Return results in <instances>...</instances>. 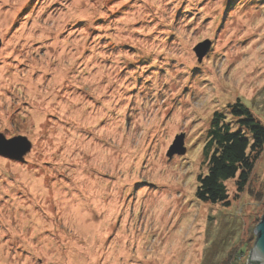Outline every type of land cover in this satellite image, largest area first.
Listing matches in <instances>:
<instances>
[{"label":"rangeland","instance_id":"obj_1","mask_svg":"<svg viewBox=\"0 0 264 264\" xmlns=\"http://www.w3.org/2000/svg\"><path fill=\"white\" fill-rule=\"evenodd\" d=\"M236 101L264 125V0H0V264H250L264 148L195 197Z\"/></svg>","mask_w":264,"mask_h":264},{"label":"trees","instance_id":"obj_2","mask_svg":"<svg viewBox=\"0 0 264 264\" xmlns=\"http://www.w3.org/2000/svg\"><path fill=\"white\" fill-rule=\"evenodd\" d=\"M232 122L214 111L203 146L206 172L197 175L195 197L207 203L229 204L226 182L235 179L242 191L264 148V125L241 101L228 106ZM256 264V263H250Z\"/></svg>","mask_w":264,"mask_h":264},{"label":"water","instance_id":"obj_3","mask_svg":"<svg viewBox=\"0 0 264 264\" xmlns=\"http://www.w3.org/2000/svg\"><path fill=\"white\" fill-rule=\"evenodd\" d=\"M209 44L210 42L207 40L205 42L199 43L195 47L194 50L199 60L202 58L204 52L208 49ZM183 140V134L176 135L166 155L171 157L174 154H183L186 150L183 145ZM29 149L30 143L24 137L18 136L10 139H4L3 136H0V154L2 155L15 159H22L25 152ZM252 231L256 235V238L250 251L248 260L251 263L264 264V211Z\"/></svg>","mask_w":264,"mask_h":264}]
</instances>
